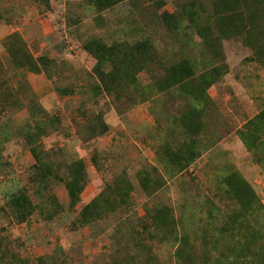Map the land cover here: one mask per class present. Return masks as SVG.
Instances as JSON below:
<instances>
[{
    "label": "rangeland",
    "instance_id": "obj_1",
    "mask_svg": "<svg viewBox=\"0 0 264 264\" xmlns=\"http://www.w3.org/2000/svg\"><path fill=\"white\" fill-rule=\"evenodd\" d=\"M210 2L122 0L98 11L91 0H0V264H126L130 257V264H178L174 248L148 228L145 209L160 205L182 218L184 228L177 223L176 231L184 229L196 251L211 249L208 262L223 264L216 252L222 247L213 246L219 233L209 231V213L223 219L235 208L224 194L223 179L238 173L264 207V150L254 153L246 144L254 131L249 120L264 109V56L244 35L224 39L220 57L206 54L185 9L193 6L201 25L217 24ZM163 13L176 24H166ZM146 38L159 64L137 75L139 90L126 82L128 98L105 91L84 45L94 39L110 45ZM12 48L34 62L50 59L49 73L18 69ZM182 60L192 62L194 77L221 67L205 103L195 105L177 86L157 88L163 69ZM196 108L199 128L188 130L182 119ZM35 111L43 131L22 133L20 128L33 127ZM97 119L106 132L82 139L79 130ZM257 136L264 149L263 127ZM189 144L199 156L185 168L173 167L170 157ZM32 148L49 155L51 171L60 177L70 163H84L87 183L75 201L64 181L34 171ZM143 177H149L151 195L140 186ZM117 183L129 194L121 207L79 224L82 208L109 186L115 191ZM23 195L45 211L35 208L24 218L14 214L9 204ZM261 210L257 215L264 220ZM260 236L264 245V228ZM136 239L146 248L135 252Z\"/></svg>",
    "mask_w": 264,
    "mask_h": 264
},
{
    "label": "trees",
    "instance_id": "obj_2",
    "mask_svg": "<svg viewBox=\"0 0 264 264\" xmlns=\"http://www.w3.org/2000/svg\"><path fill=\"white\" fill-rule=\"evenodd\" d=\"M121 2L122 0H91V3L98 11L112 8ZM210 8L212 15L216 16L217 24L202 21L203 25H201L200 13L195 11L193 6L185 9L188 21L195 27L201 41L205 42L203 48L206 54L212 53L220 57L221 42L224 39L244 35L249 40L251 48L258 53L260 58L264 56L259 43L260 35L262 34L260 30L264 31V0H211ZM162 18L166 24H176L174 18L171 15H167V13H163ZM169 20L171 21L169 22ZM211 25L216 27V32L211 30ZM217 25L219 26L218 29ZM84 49L95 60L94 71L100 79L104 90L113 92L120 98H128L127 92L129 91L126 87V82L138 91L137 75L148 71L149 67L159 64L156 62L153 44L147 38L132 44L115 42L110 45L99 39H94L87 42L84 45ZM11 57L18 69H25L31 73L44 71L48 74V69L52 63L50 59L43 57L38 58L37 62H34L28 54L13 48L11 49ZM192 66V62L182 60L169 67H162V69L164 68L163 78H159L156 81L157 88L164 90L166 87L177 86L184 94L191 96L195 105L196 103H205L208 101L207 89L221 78V67L205 71L194 77ZM148 89L150 90L149 87ZM123 94L125 96H121ZM196 110L197 108L182 119L183 125L188 130L199 128ZM32 118L34 119L33 127L26 125L20 128L22 133L32 128L37 132L43 131L39 122L41 119L40 113L35 111V114L32 113ZM106 127V124L101 119H97L96 122H90L85 128L82 127L79 130V135L84 140L94 139L104 134L107 130ZM259 127L264 128V109L248 122V128L254 129L252 135L248 134V138L252 136L250 143H247L245 141L247 137L242 135V139L246 142L250 151L254 153L264 150L263 147L260 148L261 143L258 142L257 132ZM27 138L31 140L30 135ZM193 147L195 146L191 144L185 145L174 153L170 157L172 158V166L181 165L185 168L190 165L199 156V152ZM172 153L171 151L169 152V154ZM31 154L35 160L34 171L44 172L48 176L64 181L69 198L75 201L87 183L84 163L80 160L70 163L65 167L63 176L60 177L55 172L52 173L47 160L49 155L46 152L32 148ZM259 161L261 162V160ZM140 186L147 196L152 194L149 177H143L140 181ZM222 187L226 198L234 203L235 208L223 219L214 218L215 216L209 213L212 217L213 225V228L209 231L214 235L219 233L217 239L213 240V246L219 247L220 245L222 247L219 248L222 252L215 251L220 253L223 264H264L262 263L264 245H260L263 241L260 233L264 228V220L258 218L257 215V211L260 208L262 209L261 212L264 213V207H261L252 187L238 173L226 176L222 181ZM115 188L116 190L112 191L111 186H109V189L83 207L78 215L77 222L79 224H87L91 218H101L103 214L105 215L120 208L129 194L126 190L119 189L118 183ZM128 188L130 187L128 186ZM9 207L14 214L22 218L31 215L35 208L41 212L45 211L41 205L34 206L24 195L13 198ZM145 210V216L150 220L149 230L157 233L160 243L166 242L170 248H174L173 254L178 264H218L214 260L211 263L208 262V255L212 251L211 249H209V252L207 248H200L198 251L201 250L202 253L196 254L198 252L195 250L196 245L190 239V236L186 234L187 232L184 229H181L179 233L176 231L177 223L184 228L182 218H175L168 206H153ZM217 221H219V226L215 224L218 223ZM235 227H237L239 233L234 231L233 228ZM241 232L244 234H241ZM154 238V235H150L151 240ZM204 238L205 243L209 241L206 235ZM224 238H226L227 242L224 241L223 243ZM136 240L137 242L131 244L135 252H137L138 248L142 250L146 248L145 244H140L139 239ZM140 249L138 252L141 251ZM145 251L150 252L148 249ZM130 258L125 261L126 264L131 263L133 259L129 262ZM148 263L150 264L149 260Z\"/></svg>",
    "mask_w": 264,
    "mask_h": 264
}]
</instances>
